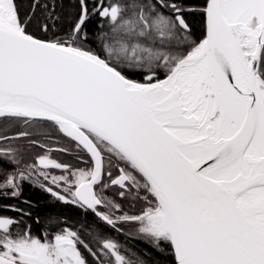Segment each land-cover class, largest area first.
I'll return each instance as SVG.
<instances>
[{"label":"water","instance_id":"1","mask_svg":"<svg viewBox=\"0 0 264 264\" xmlns=\"http://www.w3.org/2000/svg\"><path fill=\"white\" fill-rule=\"evenodd\" d=\"M239 2L207 0L202 42L164 77L152 73L142 82L98 54L27 34L14 0V24L0 20V118L52 122L85 148L97 162L76 199L107 223L95 209L103 165L87 133L114 148L163 210L176 264H264V150L250 152L264 111V27L234 21ZM81 4L75 32L87 20ZM107 14L117 12L104 7ZM201 46L214 95L211 109L198 114L176 72ZM0 264L22 263L0 256Z\"/></svg>","mask_w":264,"mask_h":264},{"label":"trees","instance_id":"2","mask_svg":"<svg viewBox=\"0 0 264 264\" xmlns=\"http://www.w3.org/2000/svg\"><path fill=\"white\" fill-rule=\"evenodd\" d=\"M206 1L84 0L87 20L77 32L81 0H14V4L27 34L98 54L129 77L142 79L150 73L164 77L175 62L202 42ZM100 2L101 10L103 7L115 9L116 17L101 16V10L97 9ZM172 12L181 16L187 31L178 25ZM130 52H134V56L131 57ZM146 55L150 56L149 66L144 62ZM261 76L264 78V64ZM25 193L33 204L28 218L33 224L32 237L50 240L68 227L82 241L78 242V247L84 255L83 264H117L102 245L103 241L111 240L114 233L91 212L52 201L40 191L28 189ZM129 205L135 209L133 215L140 214L147 206L150 211L158 207L152 193L147 206H137L135 199ZM123 246L122 264H176L171 242L156 241L150 236V243L131 238Z\"/></svg>","mask_w":264,"mask_h":264},{"label":"flooded vegetation","instance_id":"3","mask_svg":"<svg viewBox=\"0 0 264 264\" xmlns=\"http://www.w3.org/2000/svg\"><path fill=\"white\" fill-rule=\"evenodd\" d=\"M100 4L98 10H101ZM172 13L177 17L175 12ZM263 59L264 49L260 75L264 64ZM144 77L130 78L142 82ZM87 134L100 153L103 165L102 178L93 187L95 198L99 202L95 205V209L111 223L102 220L76 199L77 188L91 179L97 162L85 148L68 137L52 122L12 117L0 118V256L22 264L28 262L30 264L32 262L22 259L31 248L28 243L53 246L57 239L69 236L67 239L74 241L81 259H84L78 247V242L82 243V241L68 227L50 240L32 237L33 224L28 218L33 204L25 193L28 189L40 191L52 201L57 200L63 204L81 207L97 217L111 233H114V237L103 241L102 245L117 264L123 263L125 259L122 253L123 245L131 238L150 243L151 236L156 241L171 242L170 237L152 236L147 230L144 218L158 208L150 211L147 206L152 192L142 175L110 145L92 134ZM84 195L92 198L89 192H85ZM133 199L137 206H147L138 215L132 214L135 209L129 205ZM130 232H135L137 235L134 236ZM15 244L19 246V249H13L12 246ZM106 245L110 246L114 253L106 248ZM66 254H63V259L70 261L71 258ZM116 254L120 257V262Z\"/></svg>","mask_w":264,"mask_h":264},{"label":"bare ground","instance_id":"4","mask_svg":"<svg viewBox=\"0 0 264 264\" xmlns=\"http://www.w3.org/2000/svg\"><path fill=\"white\" fill-rule=\"evenodd\" d=\"M236 19L234 21L240 22L244 25H248L253 19H257L259 24L264 27V0H240L239 7L236 9ZM14 19V10L11 4V0H0V20L7 23H12ZM181 68V67H180ZM177 69L176 80H179V85L183 89V93L190 103H195L196 109L194 113L200 114L203 110L211 109L212 105L208 106V100L210 104L213 102L214 84L210 76V71L207 65L205 52L203 46L195 49L188 60L182 64V68ZM179 78V79H178ZM210 96L212 98H210ZM212 99V100H211ZM264 105V101H262ZM264 150V111H262V118L257 135L252 142L250 152L252 154H258ZM258 194L264 195V189L258 191ZM154 228L160 233L164 232L163 226L168 228L166 216L163 210L151 215Z\"/></svg>","mask_w":264,"mask_h":264},{"label":"rangeland","instance_id":"5","mask_svg":"<svg viewBox=\"0 0 264 264\" xmlns=\"http://www.w3.org/2000/svg\"><path fill=\"white\" fill-rule=\"evenodd\" d=\"M235 7L237 9L239 7V3ZM255 23L256 21L254 19L250 22V26L252 28L255 27ZM136 50L141 51L142 49L137 48ZM130 56L131 57L134 56V52H130ZM149 58H150L149 55L145 56L144 62L147 61L146 62L147 66H149L150 64V60H148ZM159 211L160 209L152 211L150 214H147L145 216L144 220L146 221L147 230L150 232V234H152V236L170 237L169 231L166 229L165 226H163L164 228L163 233H160L159 231H157L153 226L152 218L150 216L154 214L156 215V213H158ZM67 237H62V238L57 239L53 246H47V245L37 244V243L36 244L28 243L31 245V248L29 250V253L27 252V255L26 254L24 255L26 257H22V259H25L26 261H30L34 264L35 263L37 264H83V260L81 259V256L79 254L78 249L75 246L74 241L68 240ZM62 244L64 246H62ZM12 247L13 249H16V248L19 249V246H17L16 244L13 245ZM64 253H67L69 255V257L71 258L70 261L63 259ZM18 257L21 258L20 255H18Z\"/></svg>","mask_w":264,"mask_h":264}]
</instances>
